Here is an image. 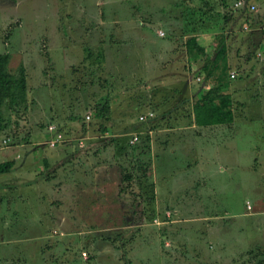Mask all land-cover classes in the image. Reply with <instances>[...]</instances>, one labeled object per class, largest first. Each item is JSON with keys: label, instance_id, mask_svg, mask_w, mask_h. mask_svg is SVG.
<instances>
[{"label": "rangeland", "instance_id": "374dc122", "mask_svg": "<svg viewBox=\"0 0 264 264\" xmlns=\"http://www.w3.org/2000/svg\"><path fill=\"white\" fill-rule=\"evenodd\" d=\"M241 1L0 2V52L26 77L0 105V161L13 160L0 264H264V0ZM192 34L207 54L224 35L220 71H197ZM217 83L224 134L169 128ZM48 123L62 132L53 147Z\"/></svg>", "mask_w": 264, "mask_h": 264}, {"label": "trees", "instance_id": "16d2710c", "mask_svg": "<svg viewBox=\"0 0 264 264\" xmlns=\"http://www.w3.org/2000/svg\"><path fill=\"white\" fill-rule=\"evenodd\" d=\"M0 2H6V0H0ZM224 39V35L221 34L214 45L212 54L205 53L203 46L198 44L195 34L189 35L185 40V45L188 48L190 45L195 46L199 56L202 57L203 62L198 66L197 71L199 73L205 71V77L211 76L215 71H220L222 66L224 67L227 58ZM9 58L7 52H0V105L5 101L11 103V105L16 104L26 88L24 70L21 68L19 72L11 71L8 67ZM229 105L230 100L227 94L222 92L221 83L210 86L193 101L194 121L198 125L229 122L232 119V110ZM93 109L96 116H107L110 111L107 95L101 101L95 103ZM82 146L85 147V145ZM12 165L13 160L11 159L0 161V172L8 171ZM144 165L139 166L142 167ZM124 178L129 179V173H125Z\"/></svg>", "mask_w": 264, "mask_h": 264}, {"label": "crops", "instance_id": "0c3cea01", "mask_svg": "<svg viewBox=\"0 0 264 264\" xmlns=\"http://www.w3.org/2000/svg\"><path fill=\"white\" fill-rule=\"evenodd\" d=\"M131 17H133V16H130V19H131ZM133 57H135V56H133ZM180 78V81L181 80H183L184 82H183V85H187V86H189V81L190 80H187L186 79V77H185V75L183 74V76H180L179 77ZM181 84V83H180ZM184 90H185V87H184ZM187 90V93H189V95L190 94H192L193 93V88L192 87H189V88H187L186 89ZM190 104V103H189ZM191 110L192 109H190V111L189 112H187L186 113V115H184V114H178V115H175V114H169V117H170V119H171V125L168 123V125L170 126L169 128H175V129H183L184 131H182V132H184V133H186V134H188V139H189V136H190V129L192 128H195L196 127V125H198V124H196L195 123V121H194V115H193V112L191 113ZM141 115V114H140ZM184 116H186V117H184ZM148 118V117H147ZM220 123H222V124H220ZM220 123H213V124H210V127H208V128H206V126H208V125H201V126H203V128H206V129H208V132H206L205 131V133H210V135L213 137L215 134H219L220 136L222 135V134H224V132H223V129L225 128V126L227 125V124H223L224 122H220ZM205 126V127H204ZM203 132V131H202ZM151 134V132H149V130H148V133H147V136L148 135H150ZM132 135V134H131ZM196 136V135H195ZM182 137H185V136H182ZM181 137V138H182ZM187 139V138H186ZM150 142V144H151V146H153V143L151 142V141H149ZM148 142V143H149ZM188 143H190L189 141H188ZM219 143H221V141H219ZM190 145V144H189ZM191 153V152H190ZM189 153V154H190ZM50 155V154H49ZM47 162H49L48 164H46ZM156 162V161H155ZM43 165L45 166L46 165V167H48L50 170H52V168H51V162L49 161V159L48 160H44L43 161ZM42 165V166H43ZM1 173V172H0ZM154 173H155V170H154ZM74 176H77L76 174V172H73L72 173ZM152 175H153V173H152ZM21 176V175H20ZM33 176H34V174H33ZM72 177V176H71ZM4 178V177H3ZM34 178V177H33ZM68 179H70L69 177H68ZM42 180H44V181H47L46 179H42ZM67 181V180H66ZM4 183H6V181L4 182ZM64 183V182H63ZM79 184V181H74V183H73V185L74 186H76V185H78ZM103 184H105V182H103ZM9 186V185H8ZM7 187V186H6ZM3 188H5V185H3L2 184V182H0V201L1 200H3V198H4V190H3ZM8 188V187H7ZM7 188H5L6 190H7ZM3 190V191H2ZM5 190V191H6ZM92 190H94V191H96L95 189H92ZM79 197H80V199H81V201L80 202H82L84 205H85V203H91L90 201L89 202H87L88 200H83L82 198H81V196L80 195H78ZM78 196H74L73 197V201H76L77 199H78ZM13 197V196H12ZM76 199V200H75ZM246 207V206H245ZM246 209H251V207L250 208H246ZM247 214H250V213H247ZM64 218H67L66 216H63ZM63 217H61V218H59V220L61 221V222H63L64 221V219H63ZM69 220V219H68ZM70 222H72V221H70ZM28 224H30L29 222H27ZM0 224H3L2 222H0ZM67 228H64V230H66ZM76 230V229H75ZM75 230H73L72 229V231H75ZM63 231V230H62ZM66 232H67V230H66ZM76 232V231H75ZM78 232L79 231H77L76 233L78 234ZM0 233H1V230H0ZM11 234H15V232H12ZM60 234H63V233H60ZM89 234H91V235H93L92 233H89ZM71 235H73V234H71ZM5 240H7V239H5L3 236H1L0 235V247H1V245H2V243L5 241ZM103 243H107V242H103ZM3 244H5V243H3ZM102 244V243H101ZM100 245V244H99ZM99 245H97V246H99ZM109 245H111V244H109ZM256 245V244H255ZM112 246V245H111ZM254 246V245H253ZM1 253V252H0Z\"/></svg>", "mask_w": 264, "mask_h": 264}, {"label": "built area", "instance_id": "2783aa9c", "mask_svg": "<svg viewBox=\"0 0 264 264\" xmlns=\"http://www.w3.org/2000/svg\"><path fill=\"white\" fill-rule=\"evenodd\" d=\"M241 4H242V1L241 0H235V2H234L235 7H239V6H241ZM159 32L162 34V31L161 30ZM234 75H235L234 71H231L230 72V77H234ZM151 115H152V112L149 111L147 113V115L146 114L139 115V119H144L147 116H151ZM85 117L86 118H89L90 116H89V114L86 113L85 114ZM46 128H47L48 131L54 132V137L52 139H49L48 140V145L49 146L53 147V146L56 145V142L57 141H60V142L63 141L62 132L58 131L53 123H48L47 126H46ZM137 139H138V135L136 133H133L132 136H131L130 142H133V141H135ZM6 140L7 139H3L2 142H6ZM78 144L82 145V139H80V138L78 139ZM250 207H251L250 204L249 203H246V208H250ZM82 254L83 255H86V253L84 251H82Z\"/></svg>", "mask_w": 264, "mask_h": 264}]
</instances>
